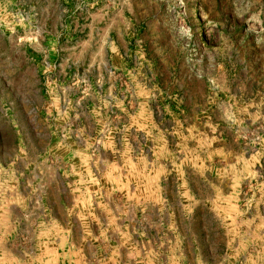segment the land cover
I'll return each mask as SVG.
<instances>
[{"label":"crops","instance_id":"0c3cea01","mask_svg":"<svg viewBox=\"0 0 264 264\" xmlns=\"http://www.w3.org/2000/svg\"><path fill=\"white\" fill-rule=\"evenodd\" d=\"M9 17L0 12V37L13 26ZM31 20L27 15V25ZM114 33L115 41L107 42L114 73L106 93L113 115L94 118L95 135L56 140V153L46 152L53 142L33 154L32 141L19 137L18 115L35 108L23 107L28 100L18 105L13 76L0 75V97H6L0 99V264H236L225 261L230 256L242 264L257 258L222 253L216 262L219 253L210 249L220 230L233 242L245 233L259 239L260 227L264 235V41L250 67L242 54L236 73L209 80L217 85L208 96L189 88L173 93L171 106L155 101L151 107L148 98L157 92L151 94L141 73L148 61L121 31ZM172 77L173 89L178 81Z\"/></svg>","mask_w":264,"mask_h":264},{"label":"rangeland","instance_id":"374dc122","mask_svg":"<svg viewBox=\"0 0 264 264\" xmlns=\"http://www.w3.org/2000/svg\"><path fill=\"white\" fill-rule=\"evenodd\" d=\"M0 12L10 13L9 27L13 25L0 37V75L13 76L18 105L28 100L23 107L35 108L33 114L18 117L23 127L19 137L32 141L30 152L36 155L53 142L46 152L56 153V140L64 135L69 140L95 135L90 127L94 118L112 117L106 93L114 71L107 61V42L115 41L116 29L128 47L148 61L141 73L151 94L157 92L156 99L148 98L151 107H157L155 101L171 106L172 94L189 88L208 96L217 85L209 80L236 73L240 66L235 67V59L242 54L247 56L245 67H250L251 54L256 55V45L264 41V0H0ZM171 77L179 88L172 89ZM260 228L259 239L244 232L238 242L224 240L220 230L212 237L210 253H219L213 260L219 262L222 253H259L257 258H243L242 264H264ZM196 246L204 253V244ZM225 261L241 264L233 256Z\"/></svg>","mask_w":264,"mask_h":264}]
</instances>
